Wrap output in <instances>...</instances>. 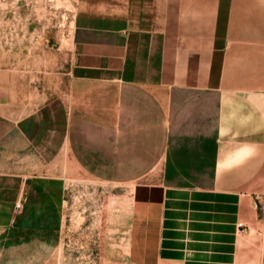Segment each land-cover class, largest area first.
Wrapping results in <instances>:
<instances>
[{"label":"crops","instance_id":"obj_1","mask_svg":"<svg viewBox=\"0 0 264 264\" xmlns=\"http://www.w3.org/2000/svg\"><path fill=\"white\" fill-rule=\"evenodd\" d=\"M81 6L62 89L21 117L0 109L2 221L50 225L56 182L35 174L72 160L134 183L130 264H256L243 235L264 193V0Z\"/></svg>","mask_w":264,"mask_h":264},{"label":"rangeland","instance_id":"obj_2","mask_svg":"<svg viewBox=\"0 0 264 264\" xmlns=\"http://www.w3.org/2000/svg\"><path fill=\"white\" fill-rule=\"evenodd\" d=\"M81 1L0 0V109L21 117L62 89ZM35 175L55 179L54 221L48 225L40 215L34 230L21 231L15 229L21 215L15 214L9 228L0 216V264H130L134 183L101 182L72 160ZM0 187L5 188L1 179ZM248 207L243 239L253 261L264 264V193L254 195Z\"/></svg>","mask_w":264,"mask_h":264},{"label":"built area","instance_id":"obj_3","mask_svg":"<svg viewBox=\"0 0 264 264\" xmlns=\"http://www.w3.org/2000/svg\"><path fill=\"white\" fill-rule=\"evenodd\" d=\"M17 207H18V208H21V204H19Z\"/></svg>","mask_w":264,"mask_h":264},{"label":"bare ground","instance_id":"obj_4","mask_svg":"<svg viewBox=\"0 0 264 264\" xmlns=\"http://www.w3.org/2000/svg\"><path fill=\"white\" fill-rule=\"evenodd\" d=\"M69 42H70V39H69Z\"/></svg>","mask_w":264,"mask_h":264}]
</instances>
